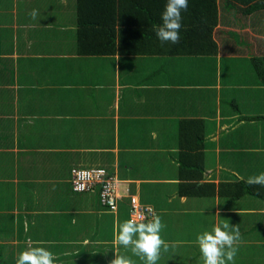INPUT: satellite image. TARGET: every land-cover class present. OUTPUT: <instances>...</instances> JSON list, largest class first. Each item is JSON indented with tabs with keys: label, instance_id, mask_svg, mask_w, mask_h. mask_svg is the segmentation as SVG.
<instances>
[{
	"label": "crops",
	"instance_id": "crops-1",
	"mask_svg": "<svg viewBox=\"0 0 264 264\" xmlns=\"http://www.w3.org/2000/svg\"><path fill=\"white\" fill-rule=\"evenodd\" d=\"M132 1L0 0V264L15 263L20 242L45 247L56 264H109L116 254L144 264L115 240L116 217L128 219L133 195L165 225L160 236L169 248L156 264H203L197 235L225 222L241 233L227 264H264L263 198L177 194L187 119L203 123V158H190L203 167L198 184L264 172V127L253 119L264 115V99L240 112L247 90L264 96L251 62L264 53V15L244 12L255 0H217L214 49L187 53L210 44L206 27L190 28L189 6L177 48L157 39V22L127 17ZM111 7L114 21L106 17ZM40 8L43 21H28ZM98 9L103 21L92 25ZM77 10L89 12L83 24ZM54 12L65 25L47 20ZM112 41L114 53L107 51ZM94 166L117 179L116 212L100 204L96 190H71V169ZM174 215L183 222L179 233L173 226L176 236L168 222ZM194 220H201L196 228Z\"/></svg>",
	"mask_w": 264,
	"mask_h": 264
},
{
	"label": "clouds",
	"instance_id": "clouds-1",
	"mask_svg": "<svg viewBox=\"0 0 264 264\" xmlns=\"http://www.w3.org/2000/svg\"><path fill=\"white\" fill-rule=\"evenodd\" d=\"M187 10L188 0H167L161 13V23L153 26V31L161 44H178L180 42L182 12ZM30 15L33 19H36L38 16L37 10L34 9ZM244 182L249 186L264 187V172L249 176ZM237 214H239L238 211ZM164 227L165 225L159 216H153L150 220L144 216L139 219H129L128 214V219L118 226L115 240L117 246L130 249L133 255L144 261V264H156L161 249L167 251L169 248V243L160 236V232ZM240 242L239 227L226 222L222 226H214L211 231H204L196 237L203 264H227V262L233 261ZM56 260L57 258L51 251L45 247L35 246L21 251L15 264H56ZM109 264H131V261L125 256L116 254Z\"/></svg>",
	"mask_w": 264,
	"mask_h": 264
},
{
	"label": "trees",
	"instance_id": "trees-1",
	"mask_svg": "<svg viewBox=\"0 0 264 264\" xmlns=\"http://www.w3.org/2000/svg\"><path fill=\"white\" fill-rule=\"evenodd\" d=\"M82 0H78L79 5H81ZM105 1V0H104ZM107 2L114 6V0H107ZM189 10L193 11V23L190 24V28L193 29L196 26H199L201 23L202 28L206 27L208 29L207 41H209L208 49L207 44L204 50H187L183 48L187 53L189 51H205L212 50L210 49V45L214 46L215 43L212 38V30L213 27L217 24L218 20V4L217 0H189L188 1ZM226 6V8L231 7ZM247 4H251L246 7L244 12L249 13L251 11H264V0H255L253 2H247ZM165 3L159 0H136L129 3L127 6L128 12L127 17L135 19H146V25L150 23L157 22L159 25L161 23V13L165 8ZM157 7V8H156ZM94 8L92 7V11L90 10L91 15L94 14ZM102 9V8H101ZM156 11V12H154ZM103 12V11H102ZM89 12H85L82 15L81 11L77 10V20L79 24H83L84 19L86 18V14ZM104 13V12H103ZM114 16L118 17V12L111 7L108 15L106 14L107 19H111L114 21ZM94 20L103 21L101 10H97V15L94 16L92 25L98 24ZM113 25V24H112ZM112 27V26H111ZM113 30V28H112ZM185 38V37H184ZM186 39V38H185ZM181 45V42L176 44L175 46L178 48ZM195 49V48H193ZM214 49V48H213ZM90 51V50H89ZM110 53H114L115 45L112 41V47L110 46ZM173 52L176 50H172ZM86 52V50L84 51ZM252 68H254L255 76L257 78V83L264 85V53L259 56H252ZM264 115L255 116L253 119L259 121ZM185 124H183L180 128L179 134L180 139L183 141L180 142V150L178 154L179 159V170H178V183H177V194L183 196H199L206 197L215 195L214 193H218L220 196L227 197H239L245 194H249L258 198L264 199V187L260 186H249L244 181L245 179H238L235 181H227L220 182L217 185L214 182H202L198 184L199 179L202 178L203 167L201 165H192L190 163V158H194V163L202 160L203 155V123L202 120L195 119H187L185 120ZM259 123V122H256ZM200 127L202 130L198 133L196 131ZM185 132H184V131ZM263 141V140H262ZM261 141V143H262ZM258 141H255L253 144L257 145ZM264 144V143H263ZM193 163V164H194ZM109 174H112L109 172ZM160 185V184H159ZM157 216V214H156ZM126 249V248H125ZM57 258V256H55ZM58 259V258H57ZM6 264H15L12 261Z\"/></svg>",
	"mask_w": 264,
	"mask_h": 264
},
{
	"label": "built area",
	"instance_id": "built-area-1",
	"mask_svg": "<svg viewBox=\"0 0 264 264\" xmlns=\"http://www.w3.org/2000/svg\"><path fill=\"white\" fill-rule=\"evenodd\" d=\"M116 178L103 167L71 169V187L75 192H91L96 190L100 204L112 212L117 211L118 193ZM129 219H139L141 216L150 220L156 216L154 208L142 204L136 196H131L128 202Z\"/></svg>",
	"mask_w": 264,
	"mask_h": 264
},
{
	"label": "rangeland",
	"instance_id": "rangeland-1",
	"mask_svg": "<svg viewBox=\"0 0 264 264\" xmlns=\"http://www.w3.org/2000/svg\"><path fill=\"white\" fill-rule=\"evenodd\" d=\"M227 11H230L229 9L227 10ZM227 11H225V12H227ZM57 12V11H56ZM56 12H54V13H52L51 14V16H47V20L48 21H50V20H54L55 22L54 23H56V24H59L60 23V21H61V23L63 24V25H65V16H59V18H57L56 16H55V14H56ZM231 12V11H230ZM258 16H260V15H264V11H262V12H258ZM43 18V8H40L39 9V13H38V16L36 17V19H33L32 18V16L30 17V19L28 20V21H31V20H38L39 21V19H42ZM66 20H68V19H66ZM41 21H43V19L41 20ZM258 27L260 28V29H263L264 30V18H258ZM65 32V31H64ZM74 30H72V31H70V35H69V38L67 39V41H71V38L73 37V34H74ZM264 33V32H263ZM242 38V37H241ZM261 41V40H260ZM264 41V40H263ZM256 42H258V41H256ZM254 43V42H253ZM238 45L239 46H243L244 44H242V42H239L238 43ZM243 65H247V63H246V60L244 61V63H243ZM245 73H246V71H244ZM240 78H242L243 79V82L245 81V80H247V79H250L249 77H240ZM263 99H264V96H263V94H261V92H259V90L258 91H253V90H247V93H246V98H244V99H241L242 100V104L240 105V112H243L244 111V107L245 108H247L248 110L249 109H253V110H255L257 107H258V105L259 104H261L262 103V101H263ZM226 100H227V102H224V104H225V108L227 109V108H229V102H230V99H229V97L228 98H226ZM247 105V106H246ZM263 106H264V103H263ZM259 122H260V124H261V126H263L264 127V117H262L260 120H259ZM171 173V172H170ZM172 174V173H171ZM121 188V187H120ZM95 198H97V196L96 195H93ZM129 202V201H128ZM125 220H127V215L126 214H122V213H119V215L116 217V222H117V224H121L123 221H125ZM168 222L169 223H172L171 224V227H170V230H171V233H172V235L173 236H176V235H178V233L180 232L179 231V228L180 227H178L177 225H183V222L181 221V220H178L177 221V223L175 222V215L172 217V220L169 218L168 219ZM200 222H201V220L198 222V221H196V220H194V223H193V227H197L199 224H200ZM187 223V222H186ZM177 224V225H176ZM184 224H185V221H184ZM173 226L174 227H176L177 229H178V233H177V231H175L174 230V228H173ZM23 235H26L27 233H23V232H21ZM188 234V233H187ZM186 234V235H187ZM35 246H41V245H34V246H32V245H30V244H27V243H25V242H20L18 245H17V247H16V249H17V251L20 253L21 251H24V250H27L29 247H35Z\"/></svg>",
	"mask_w": 264,
	"mask_h": 264
}]
</instances>
